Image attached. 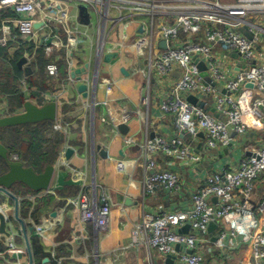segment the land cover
Instances as JSON below:
<instances>
[{"label": "built area", "instance_id": "built-area-1", "mask_svg": "<svg viewBox=\"0 0 264 264\" xmlns=\"http://www.w3.org/2000/svg\"><path fill=\"white\" fill-rule=\"evenodd\" d=\"M78 5L96 16L101 57L121 46L111 40L116 32L127 40L125 32L138 26L130 46L147 73L141 103L148 106L162 92L159 110L171 117L179 135L169 143L163 138L145 143V167L154 171L144 178L145 193L157 187L170 192L179 187L175 171H155L158 153L185 167L199 164L200 156L180 138L182 134L200 131L209 150L243 142L250 133L262 136L260 147L249 150L237 166L222 167L205 177L191 195V209L144 216L134 227L133 240L168 259L173 256L177 264H206V256L214 253L229 262L239 251L246 252L242 264H264V201H253L256 183L264 177V0H0V11L17 16L2 21L0 46L19 40L43 48L49 59L45 74L58 79L55 53L70 51L82 42L78 27L69 26ZM35 24L41 27L35 30ZM48 39L49 46L39 45ZM163 41L165 48L160 47ZM106 85L109 92L111 83ZM190 96L196 99L194 104L188 102ZM87 107L92 113L107 109V103L93 99ZM132 113L125 110L119 121H101L116 131L131 120ZM125 143L133 141L128 138ZM126 165L118 160L116 170L121 173ZM70 203L78 207L80 222H91L102 232L107 229L110 207H97L84 194ZM42 220L33 227L40 237L44 225L51 226L48 219ZM210 225L216 226L212 236Z\"/></svg>", "mask_w": 264, "mask_h": 264}, {"label": "crops", "instance_id": "crops-1", "mask_svg": "<svg viewBox=\"0 0 264 264\" xmlns=\"http://www.w3.org/2000/svg\"><path fill=\"white\" fill-rule=\"evenodd\" d=\"M73 14L75 18H72L69 26L78 27L82 42L70 51H57L59 66L64 65L65 69H59L60 79H51V83L56 84L48 85L43 95L47 101L57 103L58 116L62 105L69 108L62 115L69 125L67 128H70L67 131L66 128L60 129L64 132L65 143L61 157L54 165L55 178L49 192L41 193L53 197V200L44 203L38 221L41 223L43 218L48 219L51 226L44 225L42 237L35 230L32 234L28 233V237L38 236L51 257L59 252L57 264H177L173 256L169 260L140 244L138 239L134 241L135 225L147 215L191 209V195L202 185L205 177L222 167L237 166L242 156L250 154L249 150L260 147L262 136L250 133L243 142H229V148L220 146L209 150L203 145L200 131L194 130V135L193 131H189L182 140L190 143L193 151L200 156L199 164L185 167L158 153L154 157L155 171H175L179 176V187L171 192L157 187L151 193H145L144 178L154 173L145 167V143L155 138H163L169 143L179 135L174 130L171 117L159 110L162 92L150 99L148 106L141 103L146 94L147 73L141 58L130 46L138 26L125 32L127 40L121 37L120 32L112 36L111 40L121 43V46L113 52L117 53L115 59L103 63L97 51L101 39L97 34L96 16L90 13V24L82 26L77 22V9ZM61 37L65 39L64 34ZM85 65V72L78 75L80 82L71 79V71L80 70ZM174 76L177 77V74ZM107 82L111 83L109 92L106 90ZM80 83L87 86V98L77 91ZM152 87L157 91L155 83ZM93 99L106 102L107 109L97 108L90 113L87 104ZM125 110L133 113L124 134L101 121L102 118L119 121ZM208 111L213 113L212 110ZM128 138L133 143L126 144ZM231 138H234V134ZM67 148L73 150L68 160L64 158ZM118 160L127 162L121 173L116 170ZM72 170H77L78 174L72 173ZM79 194L86 195L90 203L97 207L104 204L110 207L105 231H99L91 222H80L78 207L70 203ZM253 201H264V177L256 183ZM3 205L4 209L0 211L7 219L11 217L12 225L8 226L6 222L5 229L11 234L10 237L0 234V244L5 248L4 252H0V261L4 260L0 264H28L23 237L16 233L19 226L16 222L13 224V204ZM30 221H24L27 228V223L32 227L35 225ZM211 232L210 236L213 234ZM245 255V251H239L227 262L224 257L214 253L206 256V264H242ZM172 259L174 263H171ZM40 264L46 263L41 261Z\"/></svg>", "mask_w": 264, "mask_h": 264}, {"label": "trees", "instance_id": "trees-1", "mask_svg": "<svg viewBox=\"0 0 264 264\" xmlns=\"http://www.w3.org/2000/svg\"><path fill=\"white\" fill-rule=\"evenodd\" d=\"M16 17L9 10L0 11V28L4 19ZM56 53L55 56H59ZM25 56L30 58L31 72L28 75H25L17 66L18 61ZM48 61L43 48L32 43L16 40L6 47L0 46V116L19 113L25 101H31L38 106L50 102L43 95L46 94L48 85L56 84V82L51 83L52 80L45 74L44 70ZM63 66H59L61 71L65 69ZM67 111H69L68 106L62 105L60 116L55 122L43 121L37 124L0 128V143L8 151V160L16 157L25 167L32 168L36 173H41L47 165L54 166L61 157L65 143L62 135L64 132L56 127L60 125L66 128V131L70 128H67L69 125L65 123V118L62 116ZM6 171L7 163L0 158V175ZM10 192L18 198L19 217L23 221L31 220L35 225L39 224L38 218L45 207L44 203L53 200V197L42 195V192H33L19 183L14 184ZM4 203L12 205L11 200L0 194V205ZM13 224L16 223L13 221ZM27 226L31 225L27 223ZM29 243L36 264H40L44 258L48 259L46 264H57L60 258L59 252L54 257L47 254L38 236L31 235ZM4 250V246L0 244V252ZM3 261L2 259L0 262Z\"/></svg>", "mask_w": 264, "mask_h": 264}, {"label": "water", "instance_id": "water-1", "mask_svg": "<svg viewBox=\"0 0 264 264\" xmlns=\"http://www.w3.org/2000/svg\"><path fill=\"white\" fill-rule=\"evenodd\" d=\"M90 18L91 15L88 11V8L84 5H78L77 6L78 24L82 26H88L90 24ZM40 27L41 24L33 25V28L35 30L39 29ZM141 32L142 30L140 29L139 33ZM50 42H51L50 39L45 41L41 40L39 42V45L49 46ZM160 47L165 48L166 43L164 41L161 42ZM116 57H117V53H106L102 56L101 59L103 63H109ZM233 57L235 58L236 56L234 55ZM17 66L19 69H21L24 72L25 75L30 74L31 70L26 58L20 59L17 63ZM86 68L87 65H85V67L80 70L71 71L70 73L71 79L80 82V77L78 75L82 72L84 73ZM199 69L201 71H204L205 67L201 65L199 66ZM121 73L123 75H126V73L123 70H121ZM86 90H87V86L84 83H80L77 86V91L82 95L83 98H87L88 96ZM187 100L192 104L196 102V99L192 96L188 97ZM199 105L200 107L203 106L201 104ZM58 111H59L58 105L56 102L53 101L45 103L42 106H38L32 103L31 101H25L19 113L14 115L0 116V128L26 125V124H37L43 121L55 122L57 120ZM118 130L124 134L127 131V127L126 125H119ZM180 138L181 139L184 138L183 134L180 135ZM229 147L230 146H228V148ZM197 148H199V146H197ZM72 154H73V150L67 148L64 151V158L68 160V158ZM0 158L7 163L6 173L0 175V194L12 201L13 204L12 218L13 221L16 222L19 226L16 229V233L17 235L23 237L28 264H34L30 243H29V237H28V233L29 234L33 233V227L29 226L27 228L24 221L19 217L18 198L10 192V189L14 184L19 183L24 185L28 189L32 190L33 192H49L55 178V167L53 165H47L41 173H36L32 168L25 167L21 162H19L16 159V157H12L10 160H8V151L1 143H0ZM213 201L215 202L216 199H213ZM126 203H128V200H126ZM10 218L11 217H8V219ZM8 219L0 211V234L4 235L5 237L11 236V234L7 232L5 229L6 222H8ZM215 228H216L215 225H210L208 231L211 232ZM177 249H179V247H177ZM188 253L190 252L188 251ZM13 258H15V256H13ZM47 261L48 259L45 258L42 260V263H46Z\"/></svg>", "mask_w": 264, "mask_h": 264}, {"label": "clouds", "instance_id": "clouds-1", "mask_svg": "<svg viewBox=\"0 0 264 264\" xmlns=\"http://www.w3.org/2000/svg\"><path fill=\"white\" fill-rule=\"evenodd\" d=\"M89 11V10H88ZM24 58H26V56L24 57ZM27 59V58H26ZM27 62H28V60H27ZM28 65H29V62H28ZM43 193V192H42ZM11 221H12V219H10ZM34 230V229H33Z\"/></svg>", "mask_w": 264, "mask_h": 264}, {"label": "rangeland", "instance_id": "rangeland-1", "mask_svg": "<svg viewBox=\"0 0 264 264\" xmlns=\"http://www.w3.org/2000/svg\"><path fill=\"white\" fill-rule=\"evenodd\" d=\"M88 52H89V51H88ZM88 52H87V53H88ZM87 53H86V54H87ZM22 86H23V84H22ZM23 89H24V88H23Z\"/></svg>", "mask_w": 264, "mask_h": 264}]
</instances>
